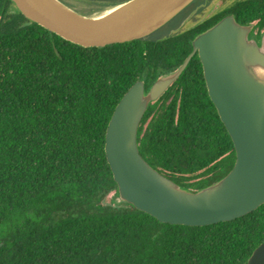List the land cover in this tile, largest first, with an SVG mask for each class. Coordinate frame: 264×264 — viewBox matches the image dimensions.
Instances as JSON below:
<instances>
[{"label": "trees", "instance_id": "obj_1", "mask_svg": "<svg viewBox=\"0 0 264 264\" xmlns=\"http://www.w3.org/2000/svg\"><path fill=\"white\" fill-rule=\"evenodd\" d=\"M85 1L100 8L125 0ZM190 11L148 38L96 48L68 42L0 0V264H246L264 241V204L201 227L102 206L116 191L105 130L130 86L141 80L148 90L175 71L191 40L226 14L254 24L257 36L264 30V0H238L167 37ZM137 145L152 168L192 192L233 167V143L196 54L147 108Z\"/></svg>", "mask_w": 264, "mask_h": 264}, {"label": "water", "instance_id": "obj_2", "mask_svg": "<svg viewBox=\"0 0 264 264\" xmlns=\"http://www.w3.org/2000/svg\"><path fill=\"white\" fill-rule=\"evenodd\" d=\"M10 1L27 20L64 40L103 48L148 38L194 0H125L88 14L60 0ZM110 9L101 18L91 17ZM253 27L224 15L191 40V52L175 71L161 76L148 90L137 80L123 94L104 136L117 205L132 206L161 223L201 227L232 221L264 204V30L257 36ZM195 54L208 97L233 143L235 161L221 179L192 192L141 157L137 131L148 106L175 82ZM246 264H264V241Z\"/></svg>", "mask_w": 264, "mask_h": 264}, {"label": "rangeland", "instance_id": "obj_3", "mask_svg": "<svg viewBox=\"0 0 264 264\" xmlns=\"http://www.w3.org/2000/svg\"><path fill=\"white\" fill-rule=\"evenodd\" d=\"M67 2L68 6L72 8L73 10L77 11L81 14H88V13H94L93 11L96 10V7L94 5H91L88 3V1L85 0H64ZM238 0H209L207 3V6L205 9L197 15L193 20L186 22L185 24L180 27L177 32H182L188 28H191L195 23H199L203 21L204 19L212 16L213 14L217 13L218 11L230 6L232 3ZM254 34H256V30L253 31ZM261 33V32H260ZM114 193H112L106 202L102 203V206H115L117 207V204L114 200Z\"/></svg>", "mask_w": 264, "mask_h": 264}, {"label": "flooded vegetation", "instance_id": "obj_4", "mask_svg": "<svg viewBox=\"0 0 264 264\" xmlns=\"http://www.w3.org/2000/svg\"><path fill=\"white\" fill-rule=\"evenodd\" d=\"M209 2V0H194L188 7H186L185 9L187 8H191V11L188 13V15L180 22V24L175 28V29H172L169 31L168 35L170 34L171 31H174L180 27H182L183 24H185L186 22H189L191 20H193L197 15H199L204 9L205 7L207 6V3ZM253 32V31H252ZM179 33V32H178ZM177 34V33H175ZM167 35V36H168ZM259 36V35H258ZM146 89V88H145ZM163 95V94H162ZM161 95V96H162ZM160 96V97H161ZM159 97V98H160ZM158 98V99H159ZM157 99V100H158ZM156 100V101H157ZM155 101V102H156ZM154 103V102H153ZM151 103V104H153ZM150 104V105H151ZM149 107V106H148Z\"/></svg>", "mask_w": 264, "mask_h": 264}, {"label": "bare ground", "instance_id": "obj_5", "mask_svg": "<svg viewBox=\"0 0 264 264\" xmlns=\"http://www.w3.org/2000/svg\"><path fill=\"white\" fill-rule=\"evenodd\" d=\"M112 11H113V9L106 10V11H104V12H98V13L92 14L91 17H93V18H101V17H103V16L109 14V13L112 12Z\"/></svg>", "mask_w": 264, "mask_h": 264}]
</instances>
